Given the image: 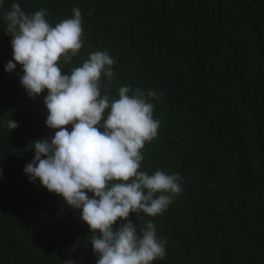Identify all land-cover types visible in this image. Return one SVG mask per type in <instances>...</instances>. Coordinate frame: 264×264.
Instances as JSON below:
<instances>
[{"label": "trees", "instance_id": "obj_1", "mask_svg": "<svg viewBox=\"0 0 264 264\" xmlns=\"http://www.w3.org/2000/svg\"><path fill=\"white\" fill-rule=\"evenodd\" d=\"M12 3L45 9L53 25L81 9L84 47L67 67L107 49L116 60L111 98L122 85L163 93L141 170L179 173L183 191L144 218L166 241L153 264H264V0H0V264L98 259L80 212L23 171L32 143L56 130L45 123L47 90L30 98L22 67L5 71Z\"/></svg>", "mask_w": 264, "mask_h": 264}, {"label": "clouds", "instance_id": "obj_2", "mask_svg": "<svg viewBox=\"0 0 264 264\" xmlns=\"http://www.w3.org/2000/svg\"><path fill=\"white\" fill-rule=\"evenodd\" d=\"M72 13L55 25L43 8L29 14L12 3L3 13L13 50L5 71L22 67L20 83L30 98L47 90L45 123L56 130L32 143L35 156L23 171L80 212L96 264H153L165 258L166 241L144 218L163 214L183 191L179 173L141 170L143 149L161 125L153 101H162L163 93L122 85L118 98H111L116 60L107 49L68 68L84 47L82 11L74 7ZM66 68L70 71L62 72ZM4 123L11 131L18 127L12 119Z\"/></svg>", "mask_w": 264, "mask_h": 264}]
</instances>
